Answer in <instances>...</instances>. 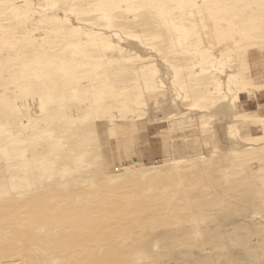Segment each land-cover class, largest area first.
<instances>
[{
  "label": "rangeland",
  "instance_id": "obj_1",
  "mask_svg": "<svg viewBox=\"0 0 264 264\" xmlns=\"http://www.w3.org/2000/svg\"><path fill=\"white\" fill-rule=\"evenodd\" d=\"M114 1L0 4V127L41 135L29 154L62 137L59 157L24 159L35 171L103 154L40 208L0 148L17 202L0 209V264H264V0ZM10 102L34 117L8 116ZM78 189L90 205L63 200Z\"/></svg>",
  "mask_w": 264,
  "mask_h": 264
},
{
  "label": "bare ground",
  "instance_id": "obj_2",
  "mask_svg": "<svg viewBox=\"0 0 264 264\" xmlns=\"http://www.w3.org/2000/svg\"><path fill=\"white\" fill-rule=\"evenodd\" d=\"M128 1H130V5L128 6V8L126 7V9L129 10V7L131 8V6L135 7L136 5V0H122V1H118L116 4H120V3H128ZM141 1V0H138ZM137 1V2H138ZM123 3V4H124ZM126 5V4H124ZM10 6V5H8ZM117 7L114 6V9H118V5H116ZM132 7V9H133ZM139 9V8H138ZM125 10V9H124ZM131 10V9H130ZM129 10V11H130ZM134 10V9H133ZM114 11V10H113ZM132 11V10H131ZM130 11V12H131ZM135 11V10H134ZM113 12H111L112 14ZM263 91V90H262ZM1 101H4L5 99L3 98L4 92H1ZM79 101V100H77ZM66 104L62 103V108L65 107ZM102 103H100L97 99L95 98H90L89 99V103H85V105H83V108L86 109L87 107L89 108H93L92 109V113L94 114V116H97L96 111H94L96 108L98 107H102ZM10 106V110L8 112V116L9 115H15L16 113L21 115V117H25L26 119H31L34 117L33 113H29V112H22L18 110V107L16 104H11V102L9 103ZM88 113L86 112H82L80 113V115L78 116V118H72L69 120V124L71 126L77 125L81 122H83V120H85L87 118ZM18 118H20L17 115ZM0 118H3L0 116ZM6 123V122H3ZM21 123V122H20ZM31 123V126L33 128V130H37V128L39 127V122L33 120L32 122H29V120H26L25 124ZM93 125H96V123H93ZM85 143L92 145V143L98 141L97 135L95 137V135H88V137H85ZM47 140L49 142H53L54 146H48L46 147L47 149H51L53 150L50 153H43V154H39V153H34V154H29L27 153V146H22V143H29L30 145L34 146L35 148H37L40 145V142L42 141V136L41 135H34L31 138L25 137L22 138L19 135H16L14 133H12L10 130L8 129H2L0 127V148H4L5 150H7V157L9 158H17L18 162L16 164V166H18V169L20 168H24L23 169V173L27 176V177H31L33 178L32 180V188L33 190L42 193L45 190H50V191H57V192H61L62 191V187H65L64 184H70L67 181L64 182L63 186H62V175L63 176H70L72 174L76 175L86 169L84 167L89 165V162L85 161L84 159L86 158H90V157H94L95 159L100 158L103 154L100 153H88L85 151H81L80 153H78L77 155H75V157L77 158V161L74 162L71 167H69L68 165H66L63 170H62V164H56V165H51L50 163H46L44 164V162H40L38 167L39 170L35 171L34 167L30 164L29 161H24V159H29V158H33V159H53V158H57L59 157V151L62 150V137L61 136H56L54 134L53 131H48L47 132ZM88 149V148H87ZM246 152V151H245ZM248 152V151H247ZM102 164V163H101ZM162 166H155V164L152 165V169L155 168H160ZM1 175V174H0ZM16 177V173L13 177H11V174L8 175L7 180L12 181L14 180ZM72 180V179H68ZM73 180H75L76 182L74 183V187L78 188L81 184V182L77 183V180L75 178H73ZM5 181L3 179H0V194L2 196H5V194H7V192L3 189V184ZM79 185V186H78ZM92 184H90L91 186ZM15 186H18L17 184H15ZM81 187V186H80ZM80 189H78V191L76 190L75 194L73 196H67L65 195L63 200H67L69 201V203L71 205H75V201L78 202L79 199H86V201H84L83 203L90 205L92 198L89 195L90 192H80ZM43 197H39L38 199V204L40 208H43L46 205V199L44 200V198L46 197L45 192L42 193ZM60 200H56V202H59ZM17 202L13 201V198H7L5 197H0V209L3 211V215L4 216H8L9 212H12L10 209L12 206H16ZM83 205V204H80ZM78 206V205H75ZM78 213V212H77ZM13 213L11 214V216H9L10 218L12 217ZM3 232H8V233H16L19 235H23L22 232H18V231H9V228H7V230L3 231ZM35 231H28L25 232L26 234H33ZM1 229H0V236H1ZM10 241V240H8ZM16 260H13L12 262H15Z\"/></svg>",
  "mask_w": 264,
  "mask_h": 264
},
{
  "label": "crops",
  "instance_id": "obj_3",
  "mask_svg": "<svg viewBox=\"0 0 264 264\" xmlns=\"http://www.w3.org/2000/svg\"><path fill=\"white\" fill-rule=\"evenodd\" d=\"M30 1V0H29ZM28 0H25V4L28 5ZM77 1V0H73V3ZM118 1H122V0H117L114 1V3L116 4ZM0 4H8L12 7L16 6V2H14V0H0ZM72 6H74V4H72ZM24 9H27L26 7H24ZM27 11V10H26ZM107 13V12H105ZM43 16V19L49 21V22H57V21H62L64 18H66V16H63L64 18H62V16L56 14V13H52L50 15H41ZM40 19V17H36V21ZM35 21V22H36Z\"/></svg>",
  "mask_w": 264,
  "mask_h": 264
}]
</instances>
